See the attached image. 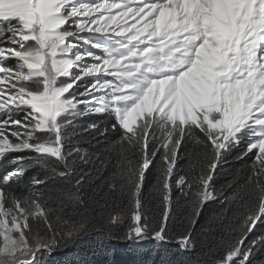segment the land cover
Wrapping results in <instances>:
<instances>
[{
    "label": "snow or ice",
    "instance_id": "6c2138e0",
    "mask_svg": "<svg viewBox=\"0 0 264 264\" xmlns=\"http://www.w3.org/2000/svg\"><path fill=\"white\" fill-rule=\"evenodd\" d=\"M86 114L113 122L85 131L118 133L108 177L67 135ZM242 142L235 158L252 161L229 195L215 177ZM25 160L31 175H0V264H40L96 218L102 247L128 220L127 241L166 243L183 217L178 243L194 250L209 202L234 234L215 264H255L264 232L245 241L264 223V0H0V166ZM148 176L158 223L142 203Z\"/></svg>",
    "mask_w": 264,
    "mask_h": 264
},
{
    "label": "trees",
    "instance_id": "16d2710c",
    "mask_svg": "<svg viewBox=\"0 0 264 264\" xmlns=\"http://www.w3.org/2000/svg\"><path fill=\"white\" fill-rule=\"evenodd\" d=\"M112 122L111 118L86 114L67 129V135L71 138L70 142L80 149L81 154L86 153L91 158L99 168L101 177H108L117 166V157L112 151H108V147L117 139L118 133L109 131L104 135H99L94 130L85 131V129L93 123L99 124L101 128L108 127L110 129ZM244 147L245 144L242 142L240 148L233 150L232 155L228 156L223 165L218 168L219 174L215 177L216 187H226L230 183L233 186L227 189L226 194H232L233 189L239 191L237 185H242L249 173V165L252 161L251 155L239 160L235 158ZM189 151L194 152L191 145H189ZM15 155L21 154H9V158ZM97 157L105 161L104 167L100 168L99 162L96 160ZM186 163L187 161H181L180 166L184 167ZM2 164L3 162L0 161V165ZM82 166L85 168L91 167V165ZM16 167L28 168L29 175L35 171L32 162L25 160L19 165L0 166V175ZM99 183L100 181L97 180L96 184ZM154 183L153 177L148 176L142 192V203L151 210L150 215L153 223H158L160 209L156 207V202L152 198ZM18 190L26 193L27 181L19 185ZM83 195L86 199L89 196L99 199L102 192L99 189L94 192L93 188L86 186ZM50 206L57 207L58 201H51ZM219 207V204L213 202L205 205L197 224L192 229L197 239V247L194 250H181L179 246L180 236L188 230L187 220L183 217L182 222L173 225L169 240L166 243L148 239L144 243L134 244L124 238L127 227L124 226L116 229L115 233L105 240L102 247L98 244V240L101 239L98 234L104 229V226L100 219L96 218L93 220L87 234H83L75 244L58 249L50 258L54 264H215V261L224 255L226 242L234 239V234L227 230L229 222L226 221L221 224L215 219ZM113 210L110 208L106 211ZM184 211V209H181V212ZM73 218H75L74 214ZM262 220H264V217H262ZM209 222H212L213 230L206 233L205 229L209 227ZM261 232H264V223L258 222L257 227L252 234L248 235L245 243L247 244L248 241L253 239V236L259 235ZM255 264H264V248L257 253Z\"/></svg>",
    "mask_w": 264,
    "mask_h": 264
},
{
    "label": "rangeland",
    "instance_id": "374dc122",
    "mask_svg": "<svg viewBox=\"0 0 264 264\" xmlns=\"http://www.w3.org/2000/svg\"><path fill=\"white\" fill-rule=\"evenodd\" d=\"M81 108H82V106H81ZM80 117H81V116L77 117V118L74 120V122L77 121ZM74 122H73V123H74ZM49 166H51V165H49ZM130 223H131L130 220L126 221V222H125V226H127V225L130 224ZM32 227H33V229H35V228H36V224L33 223V224H32ZM146 241H147V240H145V241H143V242H140V243H136V242H132V243H134V244H141V243H144V242H146ZM52 255H54V254H52ZM52 255L44 254L43 257H42L41 260H40V264H54V262H52V260H51V258H50V256H52Z\"/></svg>",
    "mask_w": 264,
    "mask_h": 264
}]
</instances>
